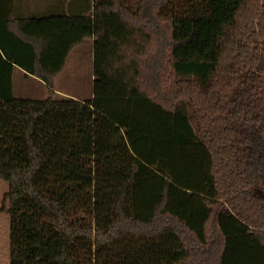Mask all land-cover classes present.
I'll use <instances>...</instances> for the list:
<instances>
[{
	"label": "trees",
	"instance_id": "obj_1",
	"mask_svg": "<svg viewBox=\"0 0 264 264\" xmlns=\"http://www.w3.org/2000/svg\"><path fill=\"white\" fill-rule=\"evenodd\" d=\"M27 3L0 0L8 264H264V0ZM87 41L90 99L56 97Z\"/></svg>",
	"mask_w": 264,
	"mask_h": 264
},
{
	"label": "rangeland",
	"instance_id": "obj_2",
	"mask_svg": "<svg viewBox=\"0 0 264 264\" xmlns=\"http://www.w3.org/2000/svg\"><path fill=\"white\" fill-rule=\"evenodd\" d=\"M76 53V54H75ZM73 55L81 56L80 61L74 56L75 61L71 63ZM92 52L88 43L78 46L69 56L66 69L54 80V84H64L67 92L76 95L81 100L90 99L92 94ZM17 71L13 76L14 95L23 99H45L48 96L47 88H42L32 80L18 78ZM63 89V85H58ZM7 192V184L0 180V207L3 203L4 194ZM9 249V219L6 213L0 212V255L7 256ZM1 263V262H0Z\"/></svg>",
	"mask_w": 264,
	"mask_h": 264
},
{
	"label": "crops",
	"instance_id": "obj_3",
	"mask_svg": "<svg viewBox=\"0 0 264 264\" xmlns=\"http://www.w3.org/2000/svg\"><path fill=\"white\" fill-rule=\"evenodd\" d=\"M24 2L26 3V2H28L27 4H30L32 7H34L35 9L36 8H39V9H41V8H43V7H45V6H48L50 3L53 5V4H55L56 2H57V0H24ZM85 43H88L89 44V46H90V50H91V52H92V41H87V42H85ZM85 43H83V44H85ZM83 44H80L81 46L83 45ZM80 45H78V46H80ZM78 46H76L71 52H70V54H69V56L72 54V52H74V50L78 47ZM76 54V53H75ZM69 56H68V58H69ZM74 56L77 58V60L78 61H80V59H81V56H77V55H73V58L71 59L72 61H71V63L72 62H74L75 61V59H74ZM68 58H67V61H68ZM67 61H66V63H65V66H64V68H63V70H62V72L64 71V69H66V66H67ZM91 65H93V55H92V63H91ZM15 71H17V72H19L18 73V78L20 79H27V80H32V81H34L36 84H38L39 86H41L42 88H47L46 86H45V84H43L41 81H39V80H36V79H33V78H27V77H25L24 75H23V73L21 72V71H19L18 69H15L14 70V72ZM61 72V73H62ZM60 73V74H61ZM59 74V75H60ZM58 75V76H59ZM14 76V75H13ZM58 76H56L55 78H54V80L58 77ZM14 80V79H13ZM54 80H53V92L55 93V96L56 97H59V98H70V99H78V100H81L79 97H77L76 95H73V94H71L70 92H67V90H69V89H65L64 87V84H62V83H58L57 85H55L54 84ZM58 85H63V89H58L57 88V86ZM70 91V90H69ZM6 253H7V256H5L4 254L3 255H0V264H8V250H6Z\"/></svg>",
	"mask_w": 264,
	"mask_h": 264
}]
</instances>
